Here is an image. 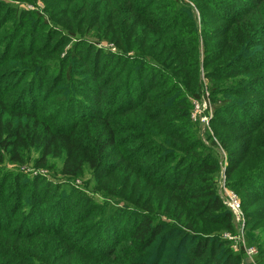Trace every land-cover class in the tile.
<instances>
[{"label": "trees", "instance_id": "1", "mask_svg": "<svg viewBox=\"0 0 264 264\" xmlns=\"http://www.w3.org/2000/svg\"><path fill=\"white\" fill-rule=\"evenodd\" d=\"M47 3L0 21V264H264V101L239 113L264 99V0Z\"/></svg>", "mask_w": 264, "mask_h": 264}, {"label": "rangeland", "instance_id": "2", "mask_svg": "<svg viewBox=\"0 0 264 264\" xmlns=\"http://www.w3.org/2000/svg\"><path fill=\"white\" fill-rule=\"evenodd\" d=\"M47 2H49V0H0V8L3 9V17L1 18L0 21L5 19V16L7 14H9V18L13 17L15 14L17 16H20V17H25V16H28V14H31V12L36 13V14L39 13L41 15H44L45 11L47 10V4H48ZM15 10L19 14H17V12ZM196 13H197V16L199 17L198 11ZM23 14H25V15H23ZM8 24H10V23H8ZM198 27L199 28L201 27L199 21H198ZM205 53L207 54L206 51L202 52V58H204V56H206ZM261 59L264 60V56H262ZM220 68H221L220 70H222L221 71L222 73H224V71L228 70L227 67H223V68L220 67ZM203 70H205V67H201V72ZM154 73H155L156 76L160 75V73H158L157 71L154 72ZM256 73L264 74V68L258 70ZM237 78H240V76L237 77ZM207 96H209V94H207ZM207 96H206L205 99H202L201 101L199 100L198 103H195L197 101H195V102L192 101L193 103H192L190 119L193 122L198 123V127H199V130H200V133H201V136H199V139L205 144V146L208 147V145H209L211 140H213V141L217 140L218 142H219V140H218V138L215 135V129L212 127L213 125L211 123V120L213 118L212 117L210 118V116H211L210 112H209V110H210V106L209 105L210 104L208 102ZM263 101H264V99L261 98V97H258V96L256 98L254 97L252 103H250L249 105L248 104L247 105H242L244 107H242V109L239 111V113L246 112L247 109L254 110V109L258 108L259 103H262ZM197 104H198V107H197ZM224 114H225V116H227L228 118H231V119L234 118V116H235V114L231 113L230 111H225ZM234 121L235 122H239L238 120H234ZM207 131L209 132V135L206 134ZM236 133H237V131H236ZM224 134L225 133H222V135H224ZM246 140H244L243 142H245ZM231 147H232V145H231ZM219 151H220V155L219 156L215 155L216 158H219L221 160V166H222L221 175H220V178H219V181H218L219 193H220V196H221L222 200L224 201L225 205L227 206V203H226V201H227L226 191H230L231 190L225 184V179H226L225 170H226V166H227L228 159H229V151L228 150L224 151L221 147H219ZM53 164H55L56 167H60V162L59 161H54ZM6 168L9 169V170L21 168V170H24L25 173H27L29 175H31V174L32 175L39 174V175H42V176H46L48 178L50 176V173H48V169H45V168H43V169H34V167L32 165H29L28 167H18L15 164H11V165L7 164ZM74 185L80 187V183H76ZM74 185L73 184H69L68 185L69 187L66 188V190L67 191H71V189L73 188ZM232 191H234V190H232ZM236 192L235 193L237 194V196L239 198V201H240V203L242 205L243 193L239 192V191H236ZM227 208L229 209L228 206H227ZM242 208H243V206H242ZM243 213H244V210H243ZM233 216H234V214H233ZM234 218H236V216ZM248 220L249 219L245 218V220H244L245 223L241 224L237 219H235V224L237 226V231H236L235 234H229L231 236V239L227 238L232 243V245H231L232 251L237 253V254L240 253V255L238 254L239 260H244L246 258H250V256L246 252H244V250H242V248H239V246L237 245V236H239V234H241L242 230H243V237H245V235H246L245 230H246V224L248 226ZM249 223L251 224L252 220H249ZM243 224H244V226H243ZM256 228H258L259 233H261V231L263 229V225H258L257 227H255V229ZM224 238H226L225 234H224ZM262 241L264 242V240H262ZM256 252H258L257 249H256ZM252 257H254V256H252Z\"/></svg>", "mask_w": 264, "mask_h": 264}, {"label": "built area", "instance_id": "3", "mask_svg": "<svg viewBox=\"0 0 264 264\" xmlns=\"http://www.w3.org/2000/svg\"><path fill=\"white\" fill-rule=\"evenodd\" d=\"M198 103V102H195ZM198 107V104H197ZM210 112V118L212 117V110H209ZM226 196H227V206L229 207V209L232 211V213L234 214V217L236 216L235 219H237L241 224L245 223V215L243 213V208L242 205L239 201V198L237 196V194L230 190V191H226ZM244 226V224H243ZM226 238L231 239V236L229 234H225ZM237 245L239 246V248H243L244 251L250 256V259H252V256H255L257 254L256 252V248L255 247H246L245 246V239L243 237V230L241 231V234H239V236H237Z\"/></svg>", "mask_w": 264, "mask_h": 264}]
</instances>
